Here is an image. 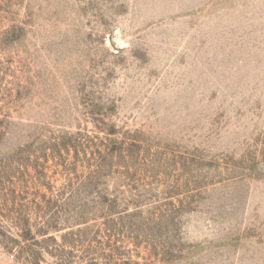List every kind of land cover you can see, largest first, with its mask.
Instances as JSON below:
<instances>
[{"label": "rangeland", "instance_id": "1", "mask_svg": "<svg viewBox=\"0 0 264 264\" xmlns=\"http://www.w3.org/2000/svg\"><path fill=\"white\" fill-rule=\"evenodd\" d=\"M0 264H264V0H0Z\"/></svg>", "mask_w": 264, "mask_h": 264}]
</instances>
